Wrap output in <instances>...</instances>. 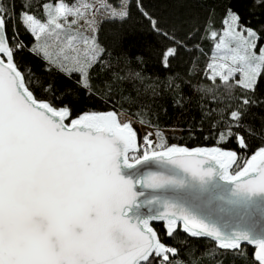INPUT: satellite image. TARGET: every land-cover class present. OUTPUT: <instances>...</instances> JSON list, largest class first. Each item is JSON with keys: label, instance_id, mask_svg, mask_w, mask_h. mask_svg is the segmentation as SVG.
<instances>
[{"label": "snow or ice", "instance_id": "1", "mask_svg": "<svg viewBox=\"0 0 264 264\" xmlns=\"http://www.w3.org/2000/svg\"><path fill=\"white\" fill-rule=\"evenodd\" d=\"M43 8L42 21L31 0H0V264H197L191 246L186 249L191 258L178 259L182 249L173 245L179 232L211 238L219 254L244 255L242 246L249 244L253 264H264V235L225 231L183 203L180 192L194 190L206 207L215 200L248 207L264 196V144L250 143L254 129L247 120L253 106L264 104L257 96H264V29L247 25L227 8L221 32L212 28L206 37L215 52L205 77L216 88L223 85L229 100L221 109L217 146L154 144L147 133L139 154L132 120H121L115 109L77 114L71 90L57 96L51 83L36 87L32 70L17 59L25 52L35 56L45 71L51 65L68 79L76 76L85 92L92 89L93 71L111 73L101 81L111 92L127 77L105 61L95 13L103 9L107 18L126 20L130 0H99V8L56 0ZM136 8L159 38L150 55L162 69L170 68L198 37L191 30L165 29L143 0H136ZM137 59L145 63L143 56ZM129 75L145 79L140 72ZM217 179L233 185L229 197L214 192ZM153 222L162 224L163 235Z\"/></svg>", "mask_w": 264, "mask_h": 264}, {"label": "trees", "instance_id": "2", "mask_svg": "<svg viewBox=\"0 0 264 264\" xmlns=\"http://www.w3.org/2000/svg\"><path fill=\"white\" fill-rule=\"evenodd\" d=\"M111 2L115 3V0ZM130 2V16L126 20L106 17L98 24L99 41L107 49L105 61L111 66L112 72L127 77L118 81L111 92L101 83L111 73L93 71L92 89L85 92L76 85V76L68 79L51 65L45 71L44 61L35 56L25 52L17 59L32 70L33 84L36 87L51 83L57 96L64 89L71 90L76 101L77 114L115 109L132 121L159 132V143L188 148L217 146V131L223 128L221 109L227 107L229 100L223 85L216 88L205 77V66L215 52L214 42L206 37L212 28L218 33L221 32L227 8L240 13L247 25L264 29V4L258 3V0H143L145 10L165 29L183 32L191 30V35L198 37L171 62L170 68L162 69L157 59L150 55V50L156 46L159 38L148 21L140 15L136 0ZM46 3L55 4L56 0H31L33 13L42 21L46 20L43 8ZM25 42L31 43L32 38L26 36ZM140 56L144 57L145 63H140L137 59ZM130 72H140L145 79H134L129 75ZM236 79H239V74ZM216 84H221L219 79ZM201 85L213 87L215 90L202 91ZM260 89L264 90V79L261 80ZM232 94L238 96L239 90L234 89ZM47 95L50 96L51 93ZM214 96L219 99H214ZM257 96L260 101H264V96L259 92ZM247 120L254 129L250 143L254 147L264 144V104L253 106ZM166 129L175 132L164 135L162 131ZM234 146L225 145L228 148ZM236 170L234 167L233 172ZM154 227L161 229L163 235L162 224H155ZM168 242L173 243L171 240ZM173 246L182 249L178 259L184 260L191 258L186 250L187 246H191L192 252L198 258L197 264H220L221 261L222 264H253L251 253L254 249L249 246H242L244 255H234L231 252L219 254L213 241L191 238L183 232L176 234ZM205 253L206 255H201Z\"/></svg>", "mask_w": 264, "mask_h": 264}, {"label": "water", "instance_id": "3", "mask_svg": "<svg viewBox=\"0 0 264 264\" xmlns=\"http://www.w3.org/2000/svg\"><path fill=\"white\" fill-rule=\"evenodd\" d=\"M138 137V135H137ZM138 146L140 148V141L138 138ZM178 146V145H177ZM196 148V147H194ZM210 148V147H208ZM193 149V148H189ZM235 166L231 169L233 172ZM234 173V172H233ZM214 185H219L213 190L215 193L229 197L231 195V188L233 185L226 181L215 180ZM182 195V202L193 210L197 211L200 215L206 219L215 221L225 231H230L233 228L246 229L250 231L254 236L264 235V196H256L250 206L245 207L243 205L232 206L227 205L225 201L215 200L212 207H206L196 199L195 192L192 189L180 190ZM224 208L225 211L220 209ZM142 211H147L143 209ZM155 224H161L160 222H153ZM211 240V238H202ZM243 246H249L244 244Z\"/></svg>", "mask_w": 264, "mask_h": 264}, {"label": "rangeland", "instance_id": "4", "mask_svg": "<svg viewBox=\"0 0 264 264\" xmlns=\"http://www.w3.org/2000/svg\"><path fill=\"white\" fill-rule=\"evenodd\" d=\"M83 3L94 4L99 8V0H77L78 5L83 4ZM88 16H89V18H91V11H89ZM106 17H107V14L105 13V11L103 9L96 11V13H95L96 26L98 27V24L101 21V19L106 18ZM69 19L71 20V17H69ZM83 23H84L83 21H80L81 25H83ZM85 27H87V26L85 25ZM50 43L52 44L53 51H55L58 47V44L54 41V39H53V41H50ZM120 119L124 120V121H127L129 119L132 120L131 118H129L128 116H126L124 114H120ZM133 126H134L135 130L137 131V135H138V138L140 141V150L141 151L139 154H142V150L144 148L143 137L147 133H152L151 139L153 140V143H159L157 133L154 130L147 128L144 125H142L136 121H133ZM172 132H175V131L174 130H167V129L162 131V133L164 135H168Z\"/></svg>", "mask_w": 264, "mask_h": 264}]
</instances>
